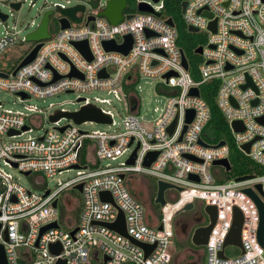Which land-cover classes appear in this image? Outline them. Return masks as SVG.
Here are the masks:
<instances>
[{"label": "built area", "instance_id": "obj_1", "mask_svg": "<svg viewBox=\"0 0 264 264\" xmlns=\"http://www.w3.org/2000/svg\"><path fill=\"white\" fill-rule=\"evenodd\" d=\"M26 1H5L8 13L0 11L7 17L0 19V91L13 93L21 101L76 93L80 108L74 112L83 107L98 109L110 118L111 122L104 125L116 126V130L88 133L78 128L88 121L76 124L68 119L69 124L60 126L61 118L51 122L52 127L41 136L20 139L32 132L33 126H40L41 119L36 114L39 111L28 108V114L5 110L0 102V163L20 174L28 173L26 177L35 175L37 185L44 182L42 175L53 178L62 172L76 171V177L58 183L54 189L33 191L0 168V245L7 264H172L176 239L173 218L185 205L194 207L195 203L203 208L213 206L217 211L199 264H264V242L261 245L258 240L259 211L244 193L251 189L264 205V174L237 182L236 178L225 179L227 171L223 166L213 165L224 159L230 164V148L226 142L218 146L219 142L208 144L203 140L210 111L201 98V89L215 81V104L228 124L234 146L264 170V124L259 121L264 120V0H185L182 17L186 28H196L192 34H205L203 44L196 47H201V54L194 53L199 57L195 67L178 45L174 22L170 26L169 19L162 16L165 0H135V13L126 12L127 1L121 20L115 25L99 16L109 0H92L95 6L90 14L82 2L72 6H68L69 0L66 5L53 4L49 38L33 43L20 62L41 44L35 58L13 75L16 68L7 67V51L16 46L22 32L26 42V36L39 27L44 13L49 11L40 12L39 23L32 20L20 29L8 25ZM12 4H19L20 8L16 11ZM140 4L148 5L152 12H139ZM76 5L85 7L84 12L76 13L78 23L60 13ZM34 6L29 1V7ZM55 12L58 17L53 22ZM63 18L67 19L68 28H61ZM212 22L215 32L209 28ZM126 36L131 38L127 54L105 50L104 42L120 46ZM83 41L87 42L91 60L74 46ZM72 72L75 75L69 76ZM144 79L153 80L155 92L163 98L161 108L154 109L157 117L151 123L139 115L140 81ZM193 88L198 90L197 96L190 95ZM96 91L125 102L127 114L119 125L110 111L100 107L110 105L109 98L88 97ZM130 98L135 100L134 108ZM189 111L192 119L187 122ZM57 112L68 111L55 110L49 117ZM234 122L240 123L243 130L233 131ZM247 144L249 152L245 153L242 146ZM84 150L87 153L82 164ZM126 152L129 155L124 163L102 164L105 160L115 161ZM134 152L133 164H127ZM153 152L157 153L155 159L144 166L146 157ZM190 175L198 180L189 179ZM146 177L155 184L162 181L182 191L166 190V204L160 207L161 211L150 212L128 188L133 178ZM79 185L80 192L76 189ZM257 185L261 186V193ZM66 191L77 194L81 204H75L76 197ZM101 193H108L113 204L103 201ZM234 209L242 214L241 248L224 246ZM120 212L126 236L110 228ZM53 223L58 227L39 236L42 228ZM52 244L59 245L58 254L51 253ZM141 244L154 248L147 255Z\"/></svg>", "mask_w": 264, "mask_h": 264}, {"label": "rangeland", "instance_id": "obj_2", "mask_svg": "<svg viewBox=\"0 0 264 264\" xmlns=\"http://www.w3.org/2000/svg\"><path fill=\"white\" fill-rule=\"evenodd\" d=\"M5 1L8 0H0V11L3 13H8L9 7ZM29 1H32L35 6L33 8L29 7ZM67 0H28L25 3H23L21 9L19 12L14 13V16L9 19L8 25H16L18 29L22 28L26 23H29L30 21L34 20L35 22L39 23L41 20L40 12L44 13L46 11L53 10V4H64L66 5ZM70 4L68 6L75 5L79 2L84 3V5L87 8V14H90L92 11V7L95 6V1L92 0H69ZM128 1V9L126 12L135 13L137 12V8L135 6V0H127ZM144 1H150V0H144ZM58 17V13L55 12L53 22ZM181 23H183V17L181 16ZM185 26V25H184ZM186 28V27H185ZM187 30V28H186ZM200 42H203L205 39L204 33H198L195 34ZM19 41L16 44L15 47L7 51L6 57H7V67L10 69V67L17 66L20 61V57L27 53V51L33 46V43L31 42H23V38H25V33L22 32L19 36ZM155 82L151 79H144L140 81L141 86V92L139 94L140 96V108H139V115L142 118L144 122L151 123L156 117L157 113L154 112L155 108H161L163 98L159 97L157 93L154 90ZM90 99L94 98H109L111 101L110 105L104 104L100 105L101 108L110 111L113 114V119L115 121L116 125L120 124L121 119L127 114L126 111V105L125 102H118L113 96L106 95L103 92H92L88 95ZM0 102L2 105V109L5 110H11L14 112H22V113H28L30 112L27 110L28 108H35L39 112H36V114L40 117L41 123L40 126H33L32 132L23 134L20 139L27 138L28 136L32 137H39L41 136L46 130L50 129L52 127L51 122L49 121V115H51L55 110L63 109L68 112H74L80 108V104L77 103V94L76 93H60L53 95L51 97L46 98H35L31 97L29 100L21 101L20 97L16 96L13 93L10 92H4L0 91ZM52 106V107H51ZM70 121H68L67 118L61 119L59 122L60 126L69 124ZM80 130L88 133L92 132H104V133H112L116 130V126H108L100 123L95 122H86L78 127ZM129 155V152H126L124 155L119 157L115 161L111 160H105L102 161V164H113L116 165L118 163H124ZM0 168L10 174L14 180H16L18 183H20L22 186H24L26 189H30L33 191H42L44 188L47 189H54L58 183H65L74 177H76V171H67L62 172L59 175L54 176L53 178H46L42 175L44 182L40 185H37L34 181L35 175L26 177L23 174H20L16 169H13L9 167L8 165H4L2 162L0 163ZM259 168V167H258ZM264 174V170L262 171H256L253 173L255 176H260ZM226 179L228 178V175H224ZM146 181L150 183V190L153 192L154 184L153 180L151 178H144ZM142 182V181H141ZM144 182V181H143ZM146 183V182H144ZM155 183V182H154ZM149 189H147V193L144 198V204L145 210H148L150 212L156 211L160 212V207L156 206L155 204L149 205V198H152V194ZM65 194L71 195L74 198L76 197L75 204L80 205V197L78 195H74L73 191H66ZM156 195V193H155ZM154 195V198H155ZM78 196V197H77ZM169 203V201H168ZM158 210V211H157ZM160 210V211H159ZM80 208H77V213H79ZM200 212L199 203H195L194 209L188 212H180L179 214H176V216L173 218V222L176 224V239L174 242V253L172 257V264L176 262V259L178 256L188 252V251H203L204 247H196L191 243V235L189 239L185 238V233L182 232V227L180 220L182 219H188L191 216H194L196 213ZM203 222H201L200 226H205L208 224V216L204 213L203 208L201 210ZM192 257V264H199V256L197 254H193L191 252L190 254ZM205 262V257L202 258V263Z\"/></svg>", "mask_w": 264, "mask_h": 264}, {"label": "water", "instance_id": "obj_3", "mask_svg": "<svg viewBox=\"0 0 264 264\" xmlns=\"http://www.w3.org/2000/svg\"><path fill=\"white\" fill-rule=\"evenodd\" d=\"M153 2H157V0H153ZM127 5V0H109L106 3L105 8L99 12V16L105 17L112 25L117 24L118 22H120L121 18H122V12L123 10L126 8ZM12 8H14L16 11L20 8L19 4H12L11 5ZM186 7V2H183L181 5V12L183 13ZM85 7L82 5H76L74 7L68 8V9H64V10H60V13L63 16H66L68 18H70L72 21L78 23L79 22V18L76 17V13L77 12H84ZM138 11L139 12H145V13H151L152 10L151 8L146 5V4H140L138 6ZM53 16V11H48L46 13H44L43 18L41 20V23L39 25V27L32 33L28 34L26 36V42H31V43H38L41 42L43 40H46L49 38V34H48V24L51 20ZM6 15L0 13V19L1 20H6ZM89 20H93L92 17H90ZM167 23L172 26V20L169 19L167 21ZM60 24H61V28L65 29L69 27V23L67 21L66 18H63L60 20ZM209 28L212 30V32H215V22H212L209 26ZM187 31L189 33H196L197 29L194 27H188ZM41 44H37L32 50L31 52L20 62V64L16 67V69L13 72V75H15V73L17 72V70H19L20 68L26 66L27 64H29L30 62H32V60L35 58L39 48H40ZM74 46L80 51V53L85 56L88 60H91V56L89 53V49H88V45L86 41L83 42H77L74 43ZM103 46L105 48V50L107 51H119L122 52L124 54H127L128 51L130 50L131 47V38L129 36L125 37V43L123 45H116L114 42H104ZM201 47H198L197 49H195L194 53L195 54H201ZM183 66L185 68H187V64L185 59L183 58ZM75 73L72 72L69 76H74ZM100 75H103L102 73ZM56 79V77H55ZM190 95H198V90L196 88H193L190 91ZM22 97V99H26L25 95H20ZM130 101V105L132 108L135 107V100L133 98L129 99ZM61 118H67V119H72L76 124H81L83 122L86 121H92V122H96V123H100V124H109L110 118L103 115L98 109L95 108H89V107H83L81 108L79 111L77 112H57L54 115L49 117V121L50 122H56ZM192 119V112L189 111L187 112V118L186 121L190 122ZM261 123L264 124V120H259ZM173 126H171L169 128V132L172 131ZM232 129L235 132H240L243 130L242 126L240 123L238 122H234L232 124ZM26 130V127L23 128V131ZM63 129H61L62 131ZM10 135L13 134H18V133H9ZM199 143L203 146H206L202 141H199ZM224 145V141H220L218 143V146H222ZM242 149L245 151V153L249 152V144L242 146ZM157 153L153 152V153H149L148 156L145 159L144 162V166L148 167L150 165V163L155 159ZM135 158V152L133 153L132 157L127 161V164H133ZM213 165L215 166H223L225 168V170L227 172H229L231 170V166L229 164V162L224 159V160H220V161H215L213 162ZM16 165H14L15 167ZM74 168H78L77 166H74ZM28 173H25V176H27ZM250 176H242V177H238L235 179V181H243V180H247L249 179ZM189 179L191 180H195L197 181L198 179L195 176L190 175ZM256 188L258 189V191L261 193V186L257 185ZM76 189L80 192L81 191V185L77 186ZM169 189H174L178 192L182 191L181 188L173 186L171 184L162 182V181H158L156 184V195L154 198V204L159 205L160 207H163L166 204V201L164 199V194L166 192V190ZM244 193H246L256 204L258 211H259V229H258V240L259 243L261 245H263L264 242V205L262 203V201L260 200V198L251 190V189H245ZM100 198L105 201V202H109L111 204H113L112 198L108 193H101L100 194ZM53 206H56V201L53 203ZM193 209V205L192 204H187L185 205L180 211H178L176 214H179L180 212H188L191 211ZM204 213L208 216V224L205 226H201L196 228L191 235V243L196 246V247H200V246H204L207 243V239L208 236L216 222V218H217V211L216 208L213 206H205L203 208ZM241 224H242V214L240 213V211L238 209H234V215H233V223H232V227L226 237L224 246L227 245H234V246H238L241 248V244H240V228H241ZM57 224L53 223L51 225H48L44 228L41 229L39 236H41V234L51 228H57ZM110 228H112L113 230L117 231L118 233L125 235L126 236V231H125V226H124V216L123 214L120 212L119 213V217L117 219V221L115 223H113L112 225H110ZM6 235V232H5ZM37 246V243H36ZM141 247L145 250L146 254L148 255L151 250L154 248V246H148V245H142ZM50 251L53 254H58L60 251V247L58 244H52L50 246ZM220 256L222 257V252L220 253ZM0 264H7L6 261V254H5V250L4 247L2 245H0ZM56 264H65V261H58Z\"/></svg>", "mask_w": 264, "mask_h": 264}, {"label": "trees", "instance_id": "obj_4", "mask_svg": "<svg viewBox=\"0 0 264 264\" xmlns=\"http://www.w3.org/2000/svg\"><path fill=\"white\" fill-rule=\"evenodd\" d=\"M185 0H165L164 9L162 11V16L168 19H171L174 22L175 28L178 32V45L185 54L189 63H191L194 67L199 61V57L194 54V51L197 46L202 45L203 42H200L197 35L189 33L186 30V25L181 23V5ZM185 25V26H184ZM20 62V61H19ZM18 66V65H17ZM17 66L12 67L15 69ZM195 69V68H194ZM216 82H210L206 84L201 89V98L204 99L206 104L209 107L210 111V119L205 127L202 138L208 144H216L220 141H224L230 148L229 161L231 165V170L226 172L224 175H228V178H237L242 176H252L256 171H262L261 168H258L248 157L243 155L233 144L231 139V132L223 118L221 112L217 108L215 104V92H216ZM86 150H84L81 154V163H85V155ZM226 179V178H225ZM227 180V179H226ZM142 181V182H141ZM143 179L133 178L131 182L128 183V188L133 195L140 203L144 204L143 196L146 195L147 189L150 190V183ZM154 188L153 192L150 190L152 194V198H149V205L154 204V195L156 193V184L153 182ZM77 195V194H76ZM78 197V196H77ZM151 205V207H152ZM156 205V204H155ZM160 207L159 205H156ZM153 209V207H152ZM154 210V209H153ZM158 211V210H157ZM160 211V210H159ZM77 212V210H76ZM156 211H154L155 213ZM158 213V212H156ZM193 252V254H197L201 256L203 251H188L177 257L176 262L174 264H192V257L188 255Z\"/></svg>", "mask_w": 264, "mask_h": 264}, {"label": "flooded vegetation", "instance_id": "obj_5", "mask_svg": "<svg viewBox=\"0 0 264 264\" xmlns=\"http://www.w3.org/2000/svg\"><path fill=\"white\" fill-rule=\"evenodd\" d=\"M200 208V212L196 213L194 216H191L188 219H182L180 220V225L182 227V232L185 233V238L189 239L190 235H192V232L198 228L201 227L199 224L201 222H203V217H202V213L201 210L203 207H201V205H199ZM194 209V207H193Z\"/></svg>", "mask_w": 264, "mask_h": 264}]
</instances>
